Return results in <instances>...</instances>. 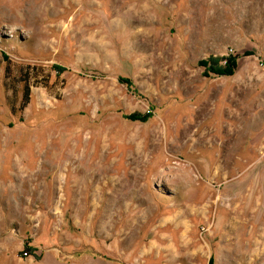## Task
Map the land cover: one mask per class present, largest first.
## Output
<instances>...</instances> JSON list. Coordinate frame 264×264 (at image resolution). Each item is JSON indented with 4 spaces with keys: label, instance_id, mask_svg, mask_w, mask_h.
Returning a JSON list of instances; mask_svg holds the SVG:
<instances>
[{
    "label": "rangeland",
    "instance_id": "374dc122",
    "mask_svg": "<svg viewBox=\"0 0 264 264\" xmlns=\"http://www.w3.org/2000/svg\"><path fill=\"white\" fill-rule=\"evenodd\" d=\"M0 264H264V0H0Z\"/></svg>",
    "mask_w": 264,
    "mask_h": 264
},
{
    "label": "trees",
    "instance_id": "16d2710c",
    "mask_svg": "<svg viewBox=\"0 0 264 264\" xmlns=\"http://www.w3.org/2000/svg\"><path fill=\"white\" fill-rule=\"evenodd\" d=\"M24 100H25V101H24V104H25V103L27 102V99L25 98V94H24Z\"/></svg>",
    "mask_w": 264,
    "mask_h": 264
}]
</instances>
